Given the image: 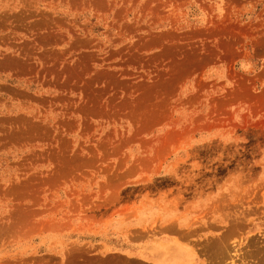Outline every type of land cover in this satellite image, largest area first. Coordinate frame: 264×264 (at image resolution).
Masks as SVG:
<instances>
[{"label":"rangeland","instance_id":"1","mask_svg":"<svg viewBox=\"0 0 264 264\" xmlns=\"http://www.w3.org/2000/svg\"><path fill=\"white\" fill-rule=\"evenodd\" d=\"M0 264H264V0H0Z\"/></svg>","mask_w":264,"mask_h":264},{"label":"bare ground","instance_id":"2","mask_svg":"<svg viewBox=\"0 0 264 264\" xmlns=\"http://www.w3.org/2000/svg\"><path fill=\"white\" fill-rule=\"evenodd\" d=\"M169 254L164 257L167 260H171L172 263H178L179 261H185L188 258L189 250L184 245L175 242L171 247Z\"/></svg>","mask_w":264,"mask_h":264}]
</instances>
